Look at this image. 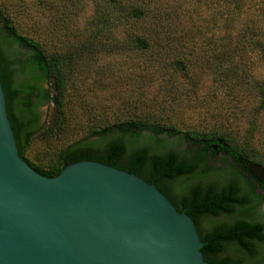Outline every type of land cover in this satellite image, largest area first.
Masks as SVG:
<instances>
[{
  "label": "trees",
  "instance_id": "16d2710c",
  "mask_svg": "<svg viewBox=\"0 0 264 264\" xmlns=\"http://www.w3.org/2000/svg\"><path fill=\"white\" fill-rule=\"evenodd\" d=\"M172 1L174 4L169 0H0V81L18 153L41 175L83 160L130 173L149 164L155 174L172 182L174 196L181 193L184 205L189 208L186 214L193 219L205 243L201 252L208 264H263L261 225L238 221L217 226L212 234L202 236L194 219L201 211L212 216L256 214L254 207L234 210L228 205L229 200L244 205L242 199L234 197V186L225 187L214 197V187L203 183L218 173L219 169L207 164V157L218 153L212 148L219 141L226 144L222 150H229L234 161L241 158L264 166L263 154L239 148L229 137L180 131L145 116L93 128L86 136L59 148L48 162L26 157L36 138L49 141L63 136L66 110L78 87L75 70L81 62L127 47L145 59L146 64L172 69L184 76L189 73L196 59L189 55L186 46L198 43L200 36L192 26L194 33L189 28L185 30L189 20L185 24L172 21L177 10L189 13L186 16L202 17L203 26L215 32L214 38H210L213 60L231 67V79L240 71L237 78L243 88L256 91L255 111L264 112V80L254 82L252 78L248 84L245 81L248 72L235 66L242 64L248 51L264 59V0H192V6L188 3L191 0ZM88 8L90 17L81 29H76L74 24ZM21 17L31 22L28 34L21 32L18 23ZM179 27L181 31L176 34ZM180 44V48L175 46ZM45 106L49 109L47 125L42 122L41 109ZM184 142L198 150L181 151ZM226 174H232V170L228 169ZM225 250L234 255L225 256Z\"/></svg>",
  "mask_w": 264,
  "mask_h": 264
},
{
  "label": "water",
  "instance_id": "95a60500",
  "mask_svg": "<svg viewBox=\"0 0 264 264\" xmlns=\"http://www.w3.org/2000/svg\"><path fill=\"white\" fill-rule=\"evenodd\" d=\"M246 167L264 179L261 165ZM204 244L133 173L89 160L37 173L18 153L0 81V264H208Z\"/></svg>",
  "mask_w": 264,
  "mask_h": 264
},
{
  "label": "rangeland",
  "instance_id": "374dc122",
  "mask_svg": "<svg viewBox=\"0 0 264 264\" xmlns=\"http://www.w3.org/2000/svg\"><path fill=\"white\" fill-rule=\"evenodd\" d=\"M188 3L192 6L194 2L191 0ZM165 5L162 3L163 7ZM184 6L191 8L190 5ZM165 7L170 8L168 4ZM175 12L173 22L185 24L189 20L185 30L189 28V32L194 33L192 26L200 36L194 45L183 44V48L186 46V51L189 50V55L196 59L191 63L193 69L189 73L186 72L184 76L172 69L146 64L145 59L139 58L136 51L127 47L81 62L75 70L78 87L66 110L67 127L63 136L49 141L36 138L31 142L26 157L48 162L59 148L86 136L93 128L113 124L119 119L145 116L180 131L224 135L239 148L264 155V112L255 111L256 91L243 88L244 84L237 78L240 71L231 79V67L213 60L215 55L211 50L210 38H214L215 32L203 26L202 17L186 16L189 13L181 14L179 10ZM89 17L90 8L77 19L74 27L81 29ZM18 23L23 34L30 33L31 22L28 18L21 17ZM180 31L179 27L175 33L179 34ZM181 45L175 46L180 48ZM241 65L235 64L248 72L246 83H251L252 78L254 82L264 80V59L254 52L248 51ZM41 110L42 122H45L49 109L45 106ZM180 150L197 151L198 148L184 142ZM207 160L210 167L217 169L225 164V157L219 153Z\"/></svg>",
  "mask_w": 264,
  "mask_h": 264
},
{
  "label": "flooded vegetation",
  "instance_id": "af4514ba",
  "mask_svg": "<svg viewBox=\"0 0 264 264\" xmlns=\"http://www.w3.org/2000/svg\"><path fill=\"white\" fill-rule=\"evenodd\" d=\"M157 137H163V135H158ZM223 144L225 143L219 141L218 145H215V150H218V153L222 154V156L225 157V161H223L225 162V164L218 170V176H214L213 174L207 177L205 181H203V183L206 186L208 185L207 187H214V189L212 190V194L214 197H217V195L220 194L221 190H223L225 187L229 188L234 186L236 189L234 197H236L240 201L242 199V203L244 205H241V202L234 203V200H229L228 205H232L234 210L254 207L257 211L256 214L245 217L239 216L237 214H222L218 216H212L206 211L198 212V215L194 216V219L196 220V223H199V226H197L199 233L202 236H206L207 234H212L215 227L217 226H229L232 225V223L238 221H246L250 224L261 225V231L264 233V179H259L258 177L253 176L251 171L247 169L246 163L251 162L243 159L242 162H240L239 159L241 158H238L237 161H234L233 157L229 154V150H222ZM218 147L220 149H218ZM210 157L212 156L208 155L207 159H209ZM262 167L264 168V166ZM228 169L232 170V174H226V171ZM131 173L137 175L149 184H154L170 200L177 211H184L185 213L189 211V208L186 207L183 203V197H181V193L179 194V196H174L175 189L172 187V182L159 174H155V171L149 164H144V166H141ZM223 176H225V178L222 181L221 178H223ZM241 187H243V189ZM242 218L244 220H242ZM260 253L264 256L263 248L260 249ZM224 255L232 256L234 255V253H231L230 250H225Z\"/></svg>",
  "mask_w": 264,
  "mask_h": 264
}]
</instances>
